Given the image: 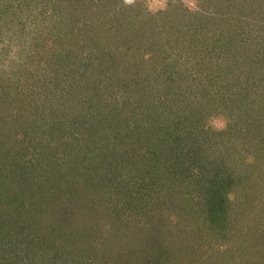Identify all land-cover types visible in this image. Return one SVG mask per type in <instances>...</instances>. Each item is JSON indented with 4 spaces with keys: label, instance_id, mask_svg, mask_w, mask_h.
Here are the masks:
<instances>
[{
    "label": "trees",
    "instance_id": "16d2710c",
    "mask_svg": "<svg viewBox=\"0 0 264 264\" xmlns=\"http://www.w3.org/2000/svg\"><path fill=\"white\" fill-rule=\"evenodd\" d=\"M166 1L134 18L119 0H0V264L222 250L226 195L264 167V0ZM29 139L60 141L74 178L32 182Z\"/></svg>",
    "mask_w": 264,
    "mask_h": 264
},
{
    "label": "rangeland",
    "instance_id": "374dc122",
    "mask_svg": "<svg viewBox=\"0 0 264 264\" xmlns=\"http://www.w3.org/2000/svg\"><path fill=\"white\" fill-rule=\"evenodd\" d=\"M117 1L118 0H109V3L114 4V2L116 3ZM119 1H121L125 6L128 7V10L134 18L140 15L148 18V15H145V13L156 12L157 10L162 9L167 2L166 0ZM183 2L188 6H194L196 4V0H183ZM208 126L214 128L215 130H221L225 127V121L221 117H213L208 120ZM31 141L32 139H29V141L26 140L23 144V146L25 147L24 150L28 152V156L24 157V159L25 161H29L26 164H28L27 170L28 175H30L31 177V181H34L37 177L42 175L44 176L43 183L49 184L50 180L48 179V175L51 176V174L49 172L45 173L46 170H53L52 176L62 175L68 176L66 177L68 179L74 178V175H72L74 166L71 162L74 163L75 160H69V158L67 159L66 155L63 157V148L59 153L53 151L56 146L63 145L59 143L60 141L53 143L51 147L46 146L40 140H38V142ZM47 151L49 152L47 154H44V152ZM44 157H46V160ZM63 159H65L67 162H63ZM259 171L260 173H257L255 174V177H252L254 185L251 186L250 191H247L246 189L243 190L244 197L240 194H235L234 192L226 195L229 202L235 205L233 212L228 214L226 229L224 231H221L219 242L214 244L215 249L220 248L222 250L216 249V251L213 252L208 250V252L203 253V250H201L202 252H200L197 249V256H191V258H195L196 262L198 261L197 264H242L240 262V259L238 258V253H240V249H245V253H247V248L248 254H246L245 256L249 254L254 256L257 254L259 256L258 259H261L264 262V167H260ZM103 191L105 192L104 189ZM61 192L65 193V190L62 189ZM96 193H99V190H97ZM248 197L253 198V201H255V206H250V208L247 209L243 205L244 203L246 205V202L249 199ZM102 200L105 201V198L103 197ZM102 200L99 199V210H102V207H104V202ZM246 206L248 207L249 205ZM245 211H247L246 215H244ZM98 221H100V216ZM242 224H244L245 227L252 232V234L248 232L249 235H245L244 240L241 239L240 243H237V245H235L236 241H234L233 237L231 236L236 235L237 229H239ZM123 230L125 231V228H123ZM107 232L108 231H105L104 234H106ZM229 237H231L230 240ZM97 238L98 239L96 240V243L99 240L98 245H100L101 238H99V236ZM134 259L135 261L138 260L136 258ZM165 262H171V264H182V261H180L179 263L175 258H168L165 260ZM254 264L263 263L257 261Z\"/></svg>",
    "mask_w": 264,
    "mask_h": 264
},
{
    "label": "water",
    "instance_id": "95a60500",
    "mask_svg": "<svg viewBox=\"0 0 264 264\" xmlns=\"http://www.w3.org/2000/svg\"><path fill=\"white\" fill-rule=\"evenodd\" d=\"M126 1H129V0H126Z\"/></svg>",
    "mask_w": 264,
    "mask_h": 264
}]
</instances>
